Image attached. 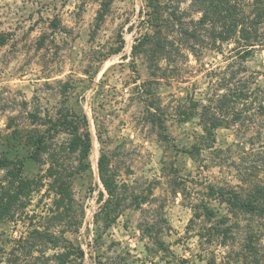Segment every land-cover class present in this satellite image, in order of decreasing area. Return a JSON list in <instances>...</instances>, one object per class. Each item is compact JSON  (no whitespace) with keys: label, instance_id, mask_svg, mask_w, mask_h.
<instances>
[{"label":"rangeland","instance_id":"374dc122","mask_svg":"<svg viewBox=\"0 0 264 264\" xmlns=\"http://www.w3.org/2000/svg\"><path fill=\"white\" fill-rule=\"evenodd\" d=\"M98 7L99 0H0V158H21L23 176H38L47 166L42 164L46 155L41 153L42 161L28 157L32 147L25 139L45 132L41 122L48 117L77 113L81 126L84 121L88 125L91 150L89 167L72 179L80 224L65 236L82 248L83 264H264V234L256 242L255 262L244 248L245 228L225 243L219 234L211 239L198 236L226 213L225 204L211 200L215 215L191 225L189 205L196 193L201 197L205 182L241 186L242 178L264 180V115L241 127L217 128L215 149L203 151L201 162L184 153L202 130L197 117L180 121L177 106L188 94L198 97L204 91L206 69L222 56L206 52L200 61L190 56L182 81L152 84L153 98L166 118L160 133L144 114L151 98L145 82L150 69L142 56L132 54L135 38L146 28L141 21L144 0H112L97 26ZM246 66L264 73V47L255 50ZM258 78L262 82L264 76ZM94 116L101 122L105 149L119 178L128 184L126 194H147L152 200L139 208L127 205L108 226L96 216L103 187L97 172L102 145ZM67 138L60 132L48 141L54 146ZM67 160L69 166L76 162L73 155ZM5 173L0 168V182ZM176 181L185 184L188 195L178 192ZM50 202L42 188L34 194L29 213ZM150 219L160 223L167 250H157L142 237L140 223ZM28 223L27 218L0 223V244L8 247L5 240L24 235Z\"/></svg>","mask_w":264,"mask_h":264},{"label":"trees","instance_id":"16d2710c","mask_svg":"<svg viewBox=\"0 0 264 264\" xmlns=\"http://www.w3.org/2000/svg\"><path fill=\"white\" fill-rule=\"evenodd\" d=\"M89 1L81 0L82 3ZM111 1L99 0L97 26L107 14ZM186 1L144 0L141 21L146 28L135 38L132 54L142 56L150 69V78L145 82L151 98L146 99L144 114L147 122L162 131L160 133H164L166 118L158 99L153 98L152 84L182 81L181 72L190 56L196 61L206 52L222 56L220 63L206 69L204 91L198 97L195 92L188 94L186 102L177 106L180 121L198 118L202 133L182 151L201 162L203 151L215 149L217 128L241 127L264 115V79L259 82L258 78L264 73L246 66L255 50L264 47V0H188L183 7ZM47 119L41 122L45 132L30 135L24 142L32 147L28 156L31 159L42 161L40 155L45 153L42 164L47 166L43 173L24 177L23 159L0 158V168L6 171L0 182V223L29 220L24 235L5 240L8 247L0 244V264H83L82 248L65 233L75 231L80 224L74 209L72 179L75 173L89 167L90 131L86 121L81 126L79 114L70 111ZM100 123L94 116L97 138L102 145L97 172L103 187L99 192L103 202L96 216L108 226L127 205L139 208L152 200L147 194H126L128 184L119 178L112 156L105 149ZM60 132L67 133L68 138L63 144L53 146L49 141ZM162 137L167 138V135ZM71 155L76 162L69 166L67 156ZM241 181V186L205 182L201 197L198 192L189 200L193 210L190 225L196 219L208 220L215 215L211 200L225 204L226 213L216 226L202 230L198 236L211 239L219 234L221 242L225 243L229 237L234 238L233 233L245 228L244 248L257 262L256 242L264 234V180L242 178ZM176 184L178 192L188 195L184 183L176 181ZM42 188L51 202L43 210L33 209L29 213L34 194ZM241 220L245 221L243 226ZM140 229L142 237L149 239L157 250L168 249L161 240L162 228L157 220L140 223Z\"/></svg>","mask_w":264,"mask_h":264}]
</instances>
